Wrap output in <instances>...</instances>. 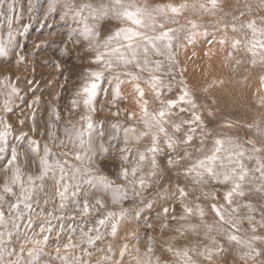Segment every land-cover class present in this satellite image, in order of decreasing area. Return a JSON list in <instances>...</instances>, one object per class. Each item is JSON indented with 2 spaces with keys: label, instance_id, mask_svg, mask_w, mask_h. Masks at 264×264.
I'll return each instance as SVG.
<instances>
[{
  "label": "clouds",
  "instance_id": "9594fccd",
  "mask_svg": "<svg viewBox=\"0 0 264 264\" xmlns=\"http://www.w3.org/2000/svg\"><path fill=\"white\" fill-rule=\"evenodd\" d=\"M82 4L109 9L90 38L80 34L79 21L73 18ZM10 5L12 0H0V11ZM171 8L178 12L173 13ZM34 9L42 11L44 19L58 14L57 23L63 24L47 38L57 41L52 52L40 58L36 50L25 53L20 43L8 40L3 41L7 55L0 58L11 59L14 53L17 80L23 75L19 70L35 68L38 59L41 66L48 65L47 71L59 73L64 68L68 88L63 99L58 91L44 102L37 95L20 109L25 118L40 110L38 128L31 134L23 130L30 140L42 145L41 151H28L27 144L20 148L16 139L13 145L20 152L25 185L29 176L41 175L45 148L50 161L63 166L64 180L59 183L60 169L56 168L54 174L37 182L33 224L29 231L20 229L16 243L25 248L26 241L21 237H39V228L34 227L39 223L52 228V240L41 248L39 264H65L58 255H67V264H264V225L260 223L264 191L257 190L264 185V175L258 171V161L264 162V48H252L253 41H264V0H216L215 5L212 0H46L39 8L36 0H30L28 12ZM136 10L141 13V26L120 14ZM125 29L145 38L168 32L171 47L168 41H157L159 53L150 50V65L145 66L141 60L140 67L125 66L105 55L111 48L123 46V40L115 39L114 34ZM234 40L240 42L238 47H232ZM143 43V39L137 41ZM98 56H104L105 63H95ZM109 61L110 68L106 66ZM156 63L161 65L156 73L163 82L160 95L146 83L151 79L148 67ZM90 72L103 75V95L91 113L83 97L77 95ZM127 73H135L140 80L129 82ZM137 83L143 88V98L136 91ZM11 86L18 87L5 70L0 73V118L9 122L8 114L12 113L14 126L20 114L13 111V106L17 99L23 104L28 93L22 98L11 96ZM117 87L119 99L114 95ZM18 88L23 91L22 85ZM185 92L187 102L180 103L179 97ZM36 100L39 103L31 107ZM73 100L78 101L76 106ZM172 102L175 108L169 107ZM88 115L95 122L91 131L85 121ZM81 132L82 141L77 137ZM5 157L6 153L0 154V194L12 175ZM240 162L249 172L244 196L229 206L223 197L232 184L225 182L224 176ZM100 176L107 179L109 189L87 182ZM69 184L70 191L77 194L62 201L59 192ZM114 190L124 198L114 202ZM16 192H20L19 187ZM85 200L95 209L90 216L80 211ZM97 200L103 201L102 207L96 206ZM242 203L251 204L254 210V223H249L246 216L237 221L241 239L250 247L228 239L234 219L231 208ZM217 208L224 210L223 221L216 214ZM4 210H9L7 202ZM146 210L154 216L137 223ZM108 212L114 213L116 229L109 222L97 233V214L105 217ZM25 227H29L27 222ZM85 233L93 235L94 243L83 238ZM65 242L75 247L65 253ZM220 246L222 252L210 254ZM57 247L61 249L59 254ZM12 252L13 245L6 241L0 264H15L17 255Z\"/></svg>",
  "mask_w": 264,
  "mask_h": 264
},
{
  "label": "snow or ice",
  "instance_id": "6c2138e0",
  "mask_svg": "<svg viewBox=\"0 0 264 264\" xmlns=\"http://www.w3.org/2000/svg\"><path fill=\"white\" fill-rule=\"evenodd\" d=\"M119 0H117V3ZM216 0H212L213 5H215ZM14 11V8L12 5L9 6L8 12L11 13ZM171 11L173 13H177L178 9L171 8ZM109 14V9L106 7H96L92 4H82L74 13V19H77L80 24V34L84 36L85 38H90L95 35V27L97 24L105 20L106 17ZM123 15L125 19L130 21L132 24L141 26L143 24V20L140 18V10L136 11H123L120 13ZM11 24V21L9 20V25ZM249 28H251L255 32L254 25L250 24ZM235 31V28L232 29ZM12 33L9 32V37L11 41ZM115 39H122L124 44L123 46H116L114 48H111L109 51L105 53V55L114 57L119 63L127 66L129 64H135L137 67H140L141 60H143V64L145 66L150 65V61L148 59L149 52L155 51L159 53V48L157 45V41H168L167 46L171 47L170 43V37L168 32H162L159 36L152 38V37H142L140 33L132 30V29H125L122 32H116L114 34ZM143 39L144 43L143 45L137 44V41ZM108 43H111V40L108 41ZM221 44H224L225 41L221 40ZM239 41L234 40L232 42V47H238ZM261 47L264 48V41H253L252 42V48ZM7 48L4 45V42L0 40V57L7 55ZM253 55H255V52H253ZM21 61L24 60V57L20 58ZM95 63L102 64L105 63L104 56H98L95 60ZM107 67H111V61L108 62L106 65ZM161 65L159 63H156L154 67H148V71L151 74V79L149 81H146V83H149L152 89L156 92L157 95H160L162 93L163 88V82L159 78L156 73L160 71ZM144 69L141 68V71ZM131 77L132 81H139L140 76L136 75L135 73H127ZM103 81V75L101 72H90L88 74V77L85 79L82 87L80 88L79 92L77 93L78 96L83 97V103L84 105L89 109V112H95L98 106V96L103 91L102 89V82ZM10 84V81L7 82ZM136 91L138 92L139 96L141 98L144 97V91L143 88L140 87V85L136 84ZM119 93L120 89L117 87L114 90V95L117 99H119ZM11 96H21V91L16 86H11ZM188 96V93L185 92L184 95L179 97L180 103L187 102L186 98ZM6 105L9 103L8 101L5 102ZM39 103L38 100L34 101L31 107H35L36 104ZM73 106H76L78 104V101L73 100L72 101ZM170 108H175L176 103L172 102L169 104ZM8 111H12L11 108L7 109ZM145 111H147V108L145 107ZM161 117L164 116V113H160ZM31 119L32 125L30 128V131H35L38 128L37 124V117L36 113H29V116L27 118L24 117L23 114H21L17 121L19 124L24 125L26 121ZM85 121L87 124V128L89 131H91L93 128H95V122L93 121V118L91 115H88L85 117ZM0 154L6 153L5 157V163L8 165V168L12 170V175L10 177L9 183H6L3 188V194H0V259H2V253L4 251V244L7 241L8 244L11 245H17L18 247H13V255H17V260L15 264H39V261L41 259V248L47 247L49 242L52 240V228L50 225L45 228V226L39 225V237L33 236L31 238L29 237H21L26 241L27 247L21 248L17 242V237L20 236V229L23 226L25 228V231L30 230V226L33 224L32 219V213L34 205L32 203L33 195L36 192V185L38 181H43L47 178L49 174H54V169L59 168L60 169V176H59V183L63 184V166L60 165L58 162L53 164L50 161V155L47 153V149L45 148V155L40 160V172L41 175L38 177H28V184L25 185V177L22 174V170L19 167V161H20V152L18 148L10 144L8 137L11 135L13 131V124L11 122H5L4 119L0 118ZM65 134L68 135V130H65ZM78 139H81L83 137V133H77ZM17 144L20 148H24L25 144H27L28 151H32L34 153H39L41 151L42 146L36 141V140H30L28 134L24 132V130L21 128L18 131V135L15 137ZM191 139V137H189ZM80 157L77 156L76 159H79ZM214 159V158H213ZM15 166V167H13ZM2 167V165H0ZM211 171V169H209ZM258 171L264 175V162L258 161ZM249 175L248 169L243 165L242 162L239 163L238 168L233 169L231 171V174H225L224 181L225 182H231L232 187L230 191H227L224 194V201L227 205L231 206L235 199L237 197H243V186L244 182L247 180ZM90 185L91 184H97L101 186L103 189H109L111 186L107 179L105 177H94L92 180L87 181ZM43 184L41 183V187ZM19 187L20 192H16V188ZM71 190V185H65L63 189L59 192V196L61 200H67L69 195L76 196V192L74 190ZM258 191H264V185H260L257 189ZM113 201L118 202L120 199L124 198L123 194L119 191H113L112 193ZM8 203V211L7 214L4 210V203ZM97 207L103 206V201L97 200L96 201ZM61 207H63V204H61ZM242 209L246 210V213L242 214ZM95 209L93 206L87 201L81 202L80 211L84 216H90L92 212ZM231 212L234 214V219L232 220V227L231 232L229 234L228 239L236 244H241L243 246H249L247 245L246 241H243L240 236V230L238 227L237 221H241L245 218L249 221V223H254V215H253V207L251 204H239L234 208H231ZM9 213H14V216H10ZM165 214H167V210H165ZM216 214L219 217L221 221L224 220V210L221 208L216 209ZM114 213L108 212L105 217L98 218L95 223L98 226L95 231L98 233L99 228L103 227L104 225L108 224L109 222L113 221ZM25 221L27 222V225L29 227H25ZM260 223L264 225V217L261 218ZM111 226L113 230L116 229L117 225L112 222ZM8 228L7 231H5V228ZM62 231V229H61ZM253 231H255V228H253ZM47 233V234H46ZM84 239H87L89 244L94 243V237L92 234L85 233ZM75 247V244L72 242H65L64 243V252H70L71 249ZM126 247V246H125ZM250 247V246H249ZM61 251L60 247L56 248V252L59 254ZM223 251V246H220L217 249L210 250L211 255L219 254ZM256 255H259L260 253L256 252ZM25 255H27V262L25 261ZM123 255V253H121ZM185 256L187 257V253H185ZM57 258H62L65 261V264H67V261L69 257L67 255L59 256Z\"/></svg>",
  "mask_w": 264,
  "mask_h": 264
},
{
  "label": "rangeland",
  "instance_id": "374dc122",
  "mask_svg": "<svg viewBox=\"0 0 264 264\" xmlns=\"http://www.w3.org/2000/svg\"><path fill=\"white\" fill-rule=\"evenodd\" d=\"M12 2L14 8L13 12L9 13L7 9L0 11V40L7 42L10 39L9 32H11V40L20 43L25 53H28L31 50H36L37 57L47 58L48 53L52 52L53 45L57 43L56 39L47 38L57 30V27H63V24L57 23L59 21V15L56 14L54 17L50 16L48 19H44L42 11L37 13V11L34 9L31 14L28 12L30 0H12ZM42 2H46V0H36L37 8H39ZM9 20L11 21L10 26ZM33 41H35V44H33ZM41 41L45 42L41 43ZM36 45H39L38 49L36 48ZM58 50L59 49L57 48V51ZM53 55H55V53H53ZM36 63L37 66L35 68L29 67L26 72L21 68L19 72H23V75H21L20 79L17 80L16 77L19 73L15 66L14 53L11 59L6 57L0 58V73H3L5 70H7L12 81L15 82L18 87L21 85L23 86L21 95L24 96L25 92L28 93L27 96H24L25 102L23 104H21L17 99L16 104L13 106V111L20 115L23 114L20 112V109L25 108L33 97L39 95L41 97V101L44 102L46 99H51L52 95L58 91L61 99H63L65 91L68 88L67 83L64 81V77L66 75V70L64 68H61L59 73L50 72L46 70L48 65L45 64L41 66V59H38ZM69 63H72L71 57H69ZM53 77H57V79L55 83L50 84L49 81H51ZM61 83L64 84L63 88L60 87ZM258 86L259 85L257 84V87ZM102 95L103 93L98 96V103ZM39 116L40 110L37 109L36 117L38 118ZM8 117L9 122H11L13 119L12 113H9ZM31 125V119L26 121L24 125H21L18 123V121H16L13 131L8 137L10 144L15 142V137L18 135L16 129L22 128L29 130L31 134ZM34 138L38 139V136ZM5 212L7 214L6 210ZM131 216L134 217L135 213L133 212ZM152 216H154V213L151 212V210H146L141 214L140 220L137 221V223L142 222L145 217L151 220ZM97 218L102 217H99V214H97ZM38 226L39 223L34 225L35 228H38ZM21 229H23V226ZM52 243L55 242L52 241ZM13 247L18 246L13 245Z\"/></svg>",
  "mask_w": 264,
  "mask_h": 264
},
{
  "label": "bare ground",
  "instance_id": "6f19581e",
  "mask_svg": "<svg viewBox=\"0 0 264 264\" xmlns=\"http://www.w3.org/2000/svg\"><path fill=\"white\" fill-rule=\"evenodd\" d=\"M255 87H257V85H255ZM98 244H99V242H98Z\"/></svg>",
  "mask_w": 264,
  "mask_h": 264
}]
</instances>
